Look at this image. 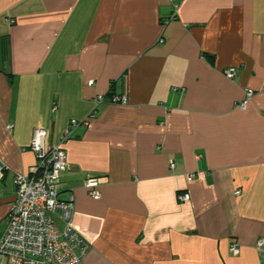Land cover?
<instances>
[{"label": "crops", "instance_id": "crops-1", "mask_svg": "<svg viewBox=\"0 0 264 264\" xmlns=\"http://www.w3.org/2000/svg\"><path fill=\"white\" fill-rule=\"evenodd\" d=\"M72 119L75 264H264V0H0V237Z\"/></svg>", "mask_w": 264, "mask_h": 264}, {"label": "built area", "instance_id": "built-area-1", "mask_svg": "<svg viewBox=\"0 0 264 264\" xmlns=\"http://www.w3.org/2000/svg\"><path fill=\"white\" fill-rule=\"evenodd\" d=\"M163 41V40H161ZM228 77L234 76V68L225 70ZM91 84L94 80L90 81ZM249 90L242 105L253 96ZM108 99L98 95L97 104ZM112 102L126 103L125 96H113ZM94 115V114H93ZM90 115L82 123L89 124ZM79 120L72 119L70 126L58 144L46 145L48 130L34 131L30 148L37 154V164L29 175L16 176V199L11 205L5 228L0 237V264H75L89 250V241L74 227L75 197L69 193L66 199L59 197L62 172L69 167L65 145L71 138ZM172 163V167H174ZM100 180L89 177L85 186L94 198L100 197ZM236 194H240L237 190ZM188 193L182 199H189ZM65 223L60 229L54 216ZM257 248H264V238L257 241ZM233 254H239L238 244L231 245Z\"/></svg>", "mask_w": 264, "mask_h": 264}, {"label": "trees", "instance_id": "trees-1", "mask_svg": "<svg viewBox=\"0 0 264 264\" xmlns=\"http://www.w3.org/2000/svg\"><path fill=\"white\" fill-rule=\"evenodd\" d=\"M105 96H106V97H109V98H110V97L112 98L114 95H113V92H112V91H110V92H109V93H107Z\"/></svg>", "mask_w": 264, "mask_h": 264}]
</instances>
